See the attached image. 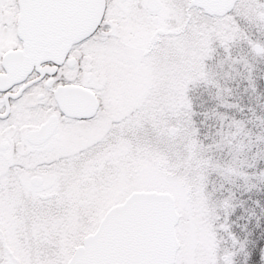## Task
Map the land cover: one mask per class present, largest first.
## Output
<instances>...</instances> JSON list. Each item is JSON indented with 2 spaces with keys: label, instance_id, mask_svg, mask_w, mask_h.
<instances>
[{
  "label": "snow or ice",
  "instance_id": "6c2138e0",
  "mask_svg": "<svg viewBox=\"0 0 264 264\" xmlns=\"http://www.w3.org/2000/svg\"><path fill=\"white\" fill-rule=\"evenodd\" d=\"M218 49L264 60V0H0V264H248L225 185L257 157L197 125Z\"/></svg>",
  "mask_w": 264,
  "mask_h": 264
},
{
  "label": "trees",
  "instance_id": "16d2710c",
  "mask_svg": "<svg viewBox=\"0 0 264 264\" xmlns=\"http://www.w3.org/2000/svg\"><path fill=\"white\" fill-rule=\"evenodd\" d=\"M247 52L245 45H239L232 50L233 56L244 55ZM224 53L217 50L215 58L209 62V67L218 73V82L221 88L228 89V93L222 97V102L216 97V89L200 86L195 90L194 96L198 108L197 125L201 129L200 138L205 144H210L215 138V133L226 126L227 121L221 122L217 119L204 120L202 113L215 112L224 115L228 120L235 119L243 123L248 137L245 143L249 144L246 150L247 158L256 156L254 166L246 169L248 175L253 177L250 185L236 180L233 184L225 185V191L232 193L234 198L233 214L237 216L235 227L241 239L248 241L247 251L252 253L248 264H257L255 255V244L258 239L264 238V182L257 177L264 172V158L258 154L264 153V143L256 138L264 136V93L260 76L264 71V60H251V69H245L241 65L230 69L227 64L219 68V61L223 60ZM225 73L228 75L226 76ZM230 77V78H229ZM234 105L235 107H227ZM215 159L226 162L231 156L228 150H219L213 153ZM217 183H223L214 177ZM243 258H238L237 264H242Z\"/></svg>",
  "mask_w": 264,
  "mask_h": 264
},
{
  "label": "water",
  "instance_id": "95a60500",
  "mask_svg": "<svg viewBox=\"0 0 264 264\" xmlns=\"http://www.w3.org/2000/svg\"><path fill=\"white\" fill-rule=\"evenodd\" d=\"M260 80H261V84H262V87H263V93H264V72L262 73V75L260 77Z\"/></svg>",
  "mask_w": 264,
  "mask_h": 264
},
{
  "label": "rangeland",
  "instance_id": "374dc122",
  "mask_svg": "<svg viewBox=\"0 0 264 264\" xmlns=\"http://www.w3.org/2000/svg\"><path fill=\"white\" fill-rule=\"evenodd\" d=\"M239 46L235 47V50L238 48Z\"/></svg>",
  "mask_w": 264,
  "mask_h": 264
}]
</instances>
